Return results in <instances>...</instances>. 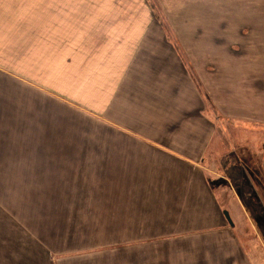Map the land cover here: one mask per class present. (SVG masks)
Listing matches in <instances>:
<instances>
[{
	"label": "crops",
	"instance_id": "obj_1",
	"mask_svg": "<svg viewBox=\"0 0 264 264\" xmlns=\"http://www.w3.org/2000/svg\"><path fill=\"white\" fill-rule=\"evenodd\" d=\"M96 1L0 0V193L44 195L30 208L51 210L62 237L47 264H253L226 212L223 166L211 164L226 155L208 153L223 140L216 109L264 124V62L238 59L235 92L228 79L215 87L219 73L188 64L164 26L127 41L117 0ZM245 33L239 48L262 54L264 32ZM190 44L212 61L214 46L228 54ZM53 125L67 126L54 137ZM6 224L21 226L0 217L2 234Z\"/></svg>",
	"mask_w": 264,
	"mask_h": 264
},
{
	"label": "rangeland",
	"instance_id": "obj_2",
	"mask_svg": "<svg viewBox=\"0 0 264 264\" xmlns=\"http://www.w3.org/2000/svg\"><path fill=\"white\" fill-rule=\"evenodd\" d=\"M102 1L104 0H97L95 3L104 4ZM104 8L111 7L104 5ZM122 9H127L132 14V18L131 14L127 17L123 16ZM254 9L261 11L260 20H262L264 0H117L113 11L116 12L118 21L126 22L125 29L122 31L118 25V37L122 32V35H127V41L137 40L142 35L139 33L141 26L148 27L146 31H152L154 36L156 31L161 32L159 26H164L167 32L166 38L180 44V54L188 64L191 61L187 57L191 56L197 60L199 70L207 68L213 74L219 73L218 76L213 77L215 87L220 85L221 80L228 79L230 92H235L238 59L254 58L257 60L256 58L259 57L264 62V51L261 50V54L260 50L239 48L245 32L254 31L256 38L258 32H264L263 23L258 25L257 22V26H252L251 15ZM259 36L262 41L264 34ZM247 37L252 38L251 33L244 38ZM251 38L246 41L252 42ZM194 41L198 44L222 42L223 45H227L228 54H224L226 53L224 50L221 53L219 46H214L212 55L214 61L204 58L209 51L193 49L190 43ZM218 57H222L223 60L227 57L229 61L222 66L220 60H215ZM224 69L228 73L220 74ZM261 75L263 79L264 66H262ZM194 77L199 90L207 92L206 84H203L196 75ZM229 101L230 107H235L236 97L230 96ZM62 106L60 100L54 98V116L60 114ZM216 111L220 117L219 120L215 119L219 126L216 138L223 140L220 142L221 146L217 147V151L215 143L212 144L208 160H211L213 153L218 157L221 153L226 155L225 158L224 156L217 157L218 160L211 162L219 170L223 166L221 172L228 180L222 185L224 202L227 203L226 212L229 217H232L235 235L239 238L248 258L253 264H264V168L262 167L264 124L257 121L253 124L256 126L247 128L243 126L249 125L247 122L239 121L237 117L222 116L220 111L217 109ZM263 115L262 118H264ZM257 125H260L259 129ZM66 126L53 125L54 137H60V132ZM225 138L229 139L228 143L224 142ZM8 188L11 189L9 185L6 189ZM36 197L38 200L44 199L43 194L0 193V205L5 206L3 215L0 217H3L6 223L14 219L21 223L17 229L16 227L7 229L9 225L6 224V231L3 234L0 232L2 243L0 264H12L10 257L13 256L12 250L14 249L15 251L20 249V254L15 255L14 264H47L46 254L43 251L50 255L52 252L50 248L61 244L59 243L62 238L61 227L51 225L52 221H55L51 218V210L30 208L43 205L42 202L33 203ZM17 245H19L18 248Z\"/></svg>",
	"mask_w": 264,
	"mask_h": 264
}]
</instances>
